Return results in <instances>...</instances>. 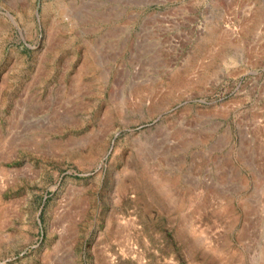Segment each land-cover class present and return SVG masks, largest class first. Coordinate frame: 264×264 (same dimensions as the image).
<instances>
[{
    "label": "rangeland",
    "instance_id": "rangeland-1",
    "mask_svg": "<svg viewBox=\"0 0 264 264\" xmlns=\"http://www.w3.org/2000/svg\"><path fill=\"white\" fill-rule=\"evenodd\" d=\"M0 264H264V0H0Z\"/></svg>",
    "mask_w": 264,
    "mask_h": 264
}]
</instances>
